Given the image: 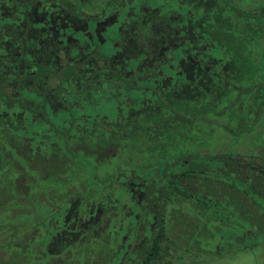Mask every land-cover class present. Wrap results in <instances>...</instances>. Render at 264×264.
<instances>
[{
    "label": "flooded vegetation",
    "instance_id": "1",
    "mask_svg": "<svg viewBox=\"0 0 264 264\" xmlns=\"http://www.w3.org/2000/svg\"><path fill=\"white\" fill-rule=\"evenodd\" d=\"M214 5L219 3L0 0V176L30 173L25 176L35 196L28 205L41 196L53 204L43 216L35 212L39 218L23 238L35 264H143L136 246L152 230V223L139 229L143 183L131 176L133 168H124L125 175L117 166L102 174L98 168L135 144L150 151V142L160 141L159 127L145 137L134 129L138 120H159L151 111L157 95L215 102L212 96L228 88L233 102L237 85L255 84L259 76L245 79L243 55L238 44L229 46L223 23L209 20ZM216 45L218 55L211 53ZM260 89H251L255 102L241 95L227 110H243L231 127L237 133L216 127L232 139L247 122L253 128L264 104ZM80 111L82 118H70ZM63 120H96L104 129L76 123L64 138L52 132ZM86 141L111 146L100 164ZM217 244L213 250L219 251Z\"/></svg>",
    "mask_w": 264,
    "mask_h": 264
},
{
    "label": "trees",
    "instance_id": "2",
    "mask_svg": "<svg viewBox=\"0 0 264 264\" xmlns=\"http://www.w3.org/2000/svg\"><path fill=\"white\" fill-rule=\"evenodd\" d=\"M216 1L221 8L226 7L225 14L234 21L260 24L262 37L259 53L261 60L260 75L252 87L261 88L258 92L262 102H264V0L250 9H241L232 0ZM251 76L252 73L246 74L245 78H252ZM236 87L238 90L237 97L225 106V110L235 106L241 95H245L246 100H253L249 99L252 94V87L241 88L238 85ZM193 101L191 97H185L184 94H181L180 98L176 94H165L162 99L157 95L156 102L158 105L151 111L153 110L156 115L155 119L159 120H150V122L138 120L137 124L134 125V129H143V136L155 127H159L160 134L162 133L160 141H152L148 146V149L155 154L154 158L158 159L157 163L147 169L129 171L133 178L143 183V198L140 208L142 219L139 229L152 223V230L149 235L140 241L138 247L136 246L137 256L143 264L162 262L164 255L168 253V249L177 243L178 240L175 242L168 235L169 230H172L179 237H185L188 229L190 231L192 229L197 230L199 226L206 225L217 236L218 244L221 245L225 241H230L237 250L251 249L264 242L263 157L254 154L200 151L188 147L175 150L172 153L168 152L169 147L178 141V134H173L170 129L172 124L178 121L182 123L203 121L220 126L230 133H237L226 123L211 122L204 115V108L209 109V111L222 112V108L215 110L214 101H205L203 97H200L196 103ZM253 101L255 102V99ZM262 110L264 107L261 106L259 113ZM78 113H70L69 116L70 118L83 116L81 111ZM240 113L242 115L243 110ZM63 122V127L54 126L52 132L62 133L64 138L74 132L76 123L93 122L94 125L104 129L96 120H63ZM144 122L147 126L144 125ZM239 129L238 132L243 131V128ZM110 131L117 136L121 137L122 135L119 129H111ZM179 134L181 135V133ZM149 136L152 137L153 135L149 133ZM144 137L138 135V138ZM84 145L87 152L95 154L98 164L105 159L104 155L109 153L108 148H111L109 145L104 147L98 142L91 141H86ZM117 148L120 150L119 147ZM76 158L74 157V159ZM68 159L71 158L68 157ZM120 172L122 175L126 173L124 169H121ZM25 175L31 174L28 172L23 174L5 172L0 176V196H3V199L6 197L4 201L12 198V203L9 206L2 207L0 205V214L9 208L12 210L23 206V204L28 205L31 202L30 199L35 196L32 193L34 192L32 191V184L29 183ZM20 196L22 199H19ZM0 200H2L1 197ZM24 200L25 202H23ZM168 207H171L173 212L170 214V218L173 219L171 223L168 222L167 217ZM193 235L189 236V239L195 240L196 236L193 237ZM19 241L15 244H21L23 247L27 244L24 239ZM194 243L188 240L183 252L191 248L190 246H195ZM220 248L221 246H219V250Z\"/></svg>",
    "mask_w": 264,
    "mask_h": 264
},
{
    "label": "rangeland",
    "instance_id": "3",
    "mask_svg": "<svg viewBox=\"0 0 264 264\" xmlns=\"http://www.w3.org/2000/svg\"><path fill=\"white\" fill-rule=\"evenodd\" d=\"M232 1L241 9H250L261 0ZM225 9L226 7L221 8L218 5H214L209 11L211 14L209 20L223 23V27L227 31L229 46L233 43L238 44L239 51L243 55L245 75L252 73V79L256 80L260 75L261 65L259 58L262 43L260 24L234 21L230 16L225 14L227 11ZM217 50L216 45L215 49H211V53L218 55ZM248 78L245 79L247 80ZM232 96L233 93L228 88L223 89L221 93H218L214 97L212 96V99H215L216 102L215 110H219L221 106L229 104ZM251 102L254 101L251 100ZM261 106L263 108L264 104ZM227 110L225 113L218 111L216 113L204 108L203 111L206 117L212 118V120L226 121L234 128L236 127L235 120H241L238 118V114H241L239 107L237 106L229 110V112ZM259 116L258 120L260 121L253 128L247 125V123L244 124L242 127L245 132L243 134H237L234 139H232L230 134L214 125L207 128L203 121H196L195 123H182L178 121L172 124L170 128L173 134H178V141L174 142L175 144L171 147L168 146L170 149L168 152L172 153L175 150L188 147L200 151L253 153L264 158V110L259 113ZM135 143L137 142L135 141ZM134 148H138L137 150L139 151H136ZM129 151H127L128 153L122 154L116 161L112 159L106 166L98 168L99 174L112 172L115 166L118 169H147L157 163L158 159L154 158L155 154L147 150L145 145L141 146L140 144L137 146L135 144V147H132ZM54 196H56L55 193ZM0 197L2 198L0 200L2 207H5V205L9 206L12 203V198L4 201L6 197L4 199L3 196ZM58 202V200H54V204ZM52 205L47 203L41 196L39 197V201L33 203L32 206L23 204L22 207H17V209L13 208L12 210L7 207L9 209L0 214V264H35L33 262L32 249L21 247L15 244V242H19L20 239L25 237L29 239L34 228V220L35 218H39L35 217V212H37V216H43L46 208L49 209ZM175 208L177 209V206ZM171 213H173L171 207H168L167 217L169 223L173 220L170 218ZM175 234L172 230L168 231L170 238H173L175 242L176 240L179 242L177 241L173 247L168 249V253L164 255L162 262H155L153 264H264V242L259 243L251 249L235 250L230 241H225L221 245L217 244V236L206 225L199 226L197 230L192 229L190 231L188 229L185 237H179ZM192 235L193 237L196 236V241L189 239V236L191 237ZM188 240L195 242L194 244L196 245L190 246L191 248L183 252ZM214 244L221 246L219 252L216 249L213 250Z\"/></svg>",
    "mask_w": 264,
    "mask_h": 264
}]
</instances>
